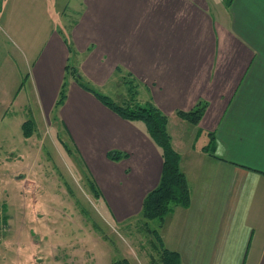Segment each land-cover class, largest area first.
Instances as JSON below:
<instances>
[{
  "label": "crops",
  "instance_id": "obj_1",
  "mask_svg": "<svg viewBox=\"0 0 264 264\" xmlns=\"http://www.w3.org/2000/svg\"><path fill=\"white\" fill-rule=\"evenodd\" d=\"M17 10L25 27H44L33 68L40 110L71 137L114 218L142 215L161 149L144 122L122 118L75 80L56 104L72 57L95 84L126 85L117 90L123 103L133 83L137 101L169 117L190 204L156 228L164 246L181 264H264V0H78L64 32L50 28L63 18L59 0H0L6 26ZM34 32L24 30V42ZM200 101L198 124L178 115ZM111 150L129 156L111 160Z\"/></svg>",
  "mask_w": 264,
  "mask_h": 264
},
{
  "label": "rangeland",
  "instance_id": "obj_2",
  "mask_svg": "<svg viewBox=\"0 0 264 264\" xmlns=\"http://www.w3.org/2000/svg\"><path fill=\"white\" fill-rule=\"evenodd\" d=\"M59 1L63 18L50 27L56 31L71 22L78 5ZM16 13L10 27L0 16V264H161L162 245L151 231L160 230V220H149L148 226L142 215L116 220L96 194L71 137L40 110L33 68L44 46L38 39L44 27H25L23 12ZM24 30L35 31L33 42H24ZM75 63L72 57L67 83L81 75L123 104L117 90L126 85H97ZM28 119L38 134L27 140L22 123Z\"/></svg>",
  "mask_w": 264,
  "mask_h": 264
},
{
  "label": "trees",
  "instance_id": "obj_3",
  "mask_svg": "<svg viewBox=\"0 0 264 264\" xmlns=\"http://www.w3.org/2000/svg\"><path fill=\"white\" fill-rule=\"evenodd\" d=\"M76 81L84 89L92 92L103 104L119 114L122 118L144 122L146 131L155 144L161 149L163 157V169L159 184L145 196L143 200L142 216L145 225L148 221L159 219L163 224L165 218L171 213L175 206L190 204V187L187 178L180 167V154L174 149L171 142V135L168 131L169 117L162 112L153 102L140 103L136 99V90L133 83L129 86L130 99L123 103H116L110 96L105 95L82 81V76L77 75ZM67 98V83L63 82L57 105H62ZM207 108V102L200 101L191 111L179 110L177 113L193 124H198ZM23 134L30 137L35 131V124L28 119L22 124ZM129 154L120 150H111L108 157L111 160H121ZM98 190L96 194L98 195ZM149 228V227H148ZM162 245L161 264H181V257L177 251L169 250L164 246L162 238L157 229L151 230ZM114 264H129L127 260L115 262Z\"/></svg>",
  "mask_w": 264,
  "mask_h": 264
}]
</instances>
